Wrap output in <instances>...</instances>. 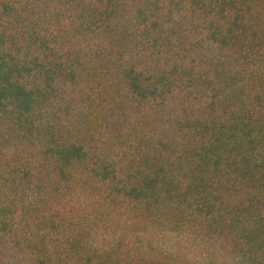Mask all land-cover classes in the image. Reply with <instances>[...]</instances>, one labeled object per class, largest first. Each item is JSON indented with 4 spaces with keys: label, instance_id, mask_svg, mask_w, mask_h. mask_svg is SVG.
Returning <instances> with one entry per match:
<instances>
[{
    "label": "trees",
    "instance_id": "16d2710c",
    "mask_svg": "<svg viewBox=\"0 0 264 264\" xmlns=\"http://www.w3.org/2000/svg\"><path fill=\"white\" fill-rule=\"evenodd\" d=\"M0 264H264V0H0Z\"/></svg>",
    "mask_w": 264,
    "mask_h": 264
}]
</instances>
